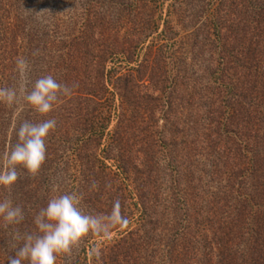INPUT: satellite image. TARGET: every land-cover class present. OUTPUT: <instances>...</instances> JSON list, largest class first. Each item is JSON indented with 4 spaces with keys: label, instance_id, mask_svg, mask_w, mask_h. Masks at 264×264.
<instances>
[{
    "label": "rangeland",
    "instance_id": "1",
    "mask_svg": "<svg viewBox=\"0 0 264 264\" xmlns=\"http://www.w3.org/2000/svg\"><path fill=\"white\" fill-rule=\"evenodd\" d=\"M33 1L22 8L18 42L31 66L28 80L51 74L73 89L44 116L56 120L63 138L50 152L52 175L36 195V212L52 196L75 191L85 213L107 214L119 200L128 220L107 240L84 238L57 264H116L108 261L116 257L120 264H164L167 224L147 220L136 178H151V190L156 185L170 199L175 184L183 189L193 172L207 171L190 130L189 150L184 143L182 100L193 98L196 82L221 84L217 70L240 49L214 23L221 0ZM19 105L24 116L30 108L22 99ZM93 246L101 249L98 260L89 255Z\"/></svg>",
    "mask_w": 264,
    "mask_h": 264
},
{
    "label": "trees",
    "instance_id": "2",
    "mask_svg": "<svg viewBox=\"0 0 264 264\" xmlns=\"http://www.w3.org/2000/svg\"><path fill=\"white\" fill-rule=\"evenodd\" d=\"M245 2L221 0L217 6L216 27H226L230 32L226 41L231 43L237 38L234 44L240 48L236 54L231 53L226 68L217 70L222 83L212 81L211 87L212 83L196 82L192 90L198 97L193 93V98L182 100L184 143L189 150L190 130L199 154L206 157L202 165L207 171L200 177L193 172L190 176L194 183L193 179H185L183 189L175 184L170 199H162L156 185L151 190V178H136L147 220L152 219L154 226L167 224L164 264H264V0ZM27 3L28 0H0L3 88L19 85L15 60L20 57L18 42L24 39L21 18ZM14 110L0 104V153L16 142L13 124L19 127L25 121L36 123L50 115L44 118L30 109L24 116L21 111L14 117ZM60 133L55 129L47 137L46 161L37 175L30 176L20 169V178L11 191L0 189V199L11 198L25 209V220L18 226L21 231L32 228L39 200L36 195L52 175L54 161L50 152L63 138ZM64 133L68 137L69 131ZM203 177L207 178L206 184ZM11 231L10 227L0 226V264H7L14 255L8 243ZM140 239L145 241V237ZM116 259L108 261L120 264Z\"/></svg>",
    "mask_w": 264,
    "mask_h": 264
},
{
    "label": "clouds",
    "instance_id": "3",
    "mask_svg": "<svg viewBox=\"0 0 264 264\" xmlns=\"http://www.w3.org/2000/svg\"><path fill=\"white\" fill-rule=\"evenodd\" d=\"M15 71L28 82L15 88L0 87V104L15 107L17 113L22 110L19 105L22 99L24 105L46 116L62 97L72 94L71 87L58 82L51 74L30 82L31 66L23 56L16 58ZM56 123L55 119H46L36 123L25 121L19 127L13 124L11 131L16 142L0 153V189L10 192L20 178V169L30 176L39 173L46 161L47 137L55 130ZM80 204L81 196L75 191L52 196L46 207L33 214L31 230L21 231L18 226L25 220V209L11 198L0 199V226L12 229L8 243L14 255L8 258L7 264H57L58 257L70 253L89 235L107 240L112 230L128 223L121 213L119 200L107 214L85 213ZM89 255L98 260L101 249L93 246Z\"/></svg>",
    "mask_w": 264,
    "mask_h": 264
}]
</instances>
